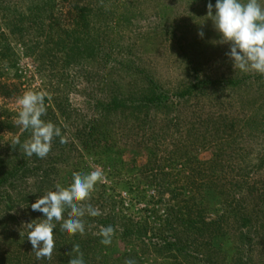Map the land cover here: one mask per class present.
<instances>
[{
  "label": "rangeland",
  "instance_id": "rangeland-1",
  "mask_svg": "<svg viewBox=\"0 0 264 264\" xmlns=\"http://www.w3.org/2000/svg\"><path fill=\"white\" fill-rule=\"evenodd\" d=\"M49 1L56 9L32 13L43 16L36 22L25 0H0V82L8 87L0 96V172L23 152L12 140L30 138L15 124L26 91L46 94L42 119L68 141L56 138L43 159L25 155L22 180L0 191V264H35L26 224L44 216L31 205L57 183L68 186L73 172L96 168L105 179L90 203L102 214L83 218L84 236L57 223L52 258L39 264H68L74 244L85 264H264V78L234 69L230 45L207 17L216 0H71L86 21L72 31L70 5ZM51 22L58 32L50 34ZM198 79L236 85L180 97ZM150 81L165 92L164 105H122L144 96ZM182 197L193 204L197 231L178 238ZM109 225L115 235L105 246L96 233ZM179 239L190 257L173 251Z\"/></svg>",
  "mask_w": 264,
  "mask_h": 264
},
{
  "label": "clouds",
  "instance_id": "clouds-1",
  "mask_svg": "<svg viewBox=\"0 0 264 264\" xmlns=\"http://www.w3.org/2000/svg\"><path fill=\"white\" fill-rule=\"evenodd\" d=\"M207 17L213 21L215 30L220 34V43L230 45L226 55L233 61L234 69L264 75V5L259 0H216L215 15L213 4L209 2ZM198 35L203 37L204 33L201 31ZM45 95L43 92L26 91L17 99L19 110L15 124L22 131H30V138L21 143L17 136L11 145L13 148L19 145L20 151L27 157L35 155L46 158L56 138L61 144L68 142L60 126L42 119L47 115ZM104 179L100 168L89 173L73 172L72 182L68 186L57 183L54 191H47L31 205L33 211L41 212L44 216L38 223H34V220L26 224L29 229L27 239L38 260H51L55 249L53 230L57 228V223H60V231L70 236L85 235L83 218L102 214L90 200L97 184L103 183ZM96 235L102 237V245L110 246L115 230L111 225L101 226ZM67 255L71 257L68 264H85L78 244H74ZM125 264L136 262L128 259Z\"/></svg>",
  "mask_w": 264,
  "mask_h": 264
},
{
  "label": "trees",
  "instance_id": "trees-1",
  "mask_svg": "<svg viewBox=\"0 0 264 264\" xmlns=\"http://www.w3.org/2000/svg\"><path fill=\"white\" fill-rule=\"evenodd\" d=\"M66 2L68 5H70L67 16H69L71 19L70 27H67L66 29L72 31V30H75L77 28H82V29L86 28L85 17L84 16H82V17L76 16L77 11L74 9L72 3H70L71 0H66ZM25 3L29 6V7H27V11L29 12V17L36 19V22L42 21L43 16H45L44 13H46V14L48 12L51 13L53 10L56 9V6H57V3L53 2V1L44 2V0H25ZM3 7L4 6H2L0 4V13H1ZM39 12H41V14L43 16L42 15L34 16L32 14V13H36L37 15H39ZM50 17H51V15H50ZM1 18L3 19L2 15H1ZM21 18L22 17H20V19ZM77 19H79L80 21H77ZM49 25H50V34L58 32V31L52 29L54 26V22H51ZM11 32H13V30ZM38 33H40V32H38ZM72 33L67 32V34H69V36H72L71 35ZM95 35H97V34L93 33V36H95ZM83 36H84V34H83ZM77 39L79 40V38H77ZM91 47L93 50L98 48V46H91ZM69 48H73V46L69 47ZM93 50H91L88 54L90 57H94L97 55L93 52ZM56 53H58V52H56ZM1 68H4V67H0V69ZM262 77L264 78V75ZM148 85H150V86L146 89V94L144 96H142L140 98H131V97L126 98L125 100H123L122 105L125 107L129 106L131 108L141 109V110H143V109L144 110L155 109L156 107L164 105L166 103L165 101L167 100V96L164 94L165 92L162 91L159 88V86L154 85V83L151 81L148 83ZM216 85H220L222 87H227V88H235L236 83L233 82L232 80L209 81V80H199L198 79L194 83H192L185 92L180 94V97H183V95L187 93V95H185V96H189V98H190L195 90L201 89L203 92V91H205V90H207L213 86L216 87ZM4 89H8V87H6L5 84L0 82V96H4L7 94L6 91L1 92V90L3 91ZM7 98L8 97H6V99ZM114 105H116V104L114 103ZM2 123L3 122H1V124ZM20 140H21V143H23V138H20ZM17 146L15 148H19V145H17ZM19 150H20V148H19ZM20 153L17 155V158L11 162V166L9 168H7L6 172H4V173L0 172V191L13 189L17 185V183H19L22 180L21 177H18V174H20L21 172H27L28 171L27 166L30 165V161L24 160V158H25L24 153L23 152H20ZM35 163L37 165H39V162L36 160H35ZM261 196H262V194H258V198ZM192 207H193V204H191L189 202V200H187L185 197H182V199L179 201V206L176 208V213H175L176 223L178 226V238L181 236L184 238V233H183L184 231H193V232L197 231V229L193 227L194 222L192 221V212H193ZM247 224L250 225V223H247ZM181 245H186L185 240L179 239L178 244L176 241H174L172 244L173 251L175 252L177 249V253H178L179 258L180 257L181 258L190 257L189 251L187 252V254L183 253V249L181 248L182 247ZM177 246H179V248H177ZM192 254H193V252H192ZM26 257L27 256L25 255V258ZM29 259L34 261L35 264L40 263L38 261V259L36 258V256H34V258L32 257Z\"/></svg>",
  "mask_w": 264,
  "mask_h": 264
}]
</instances>
